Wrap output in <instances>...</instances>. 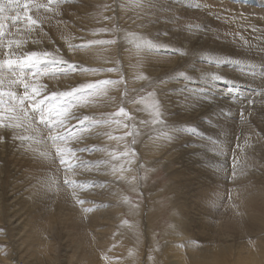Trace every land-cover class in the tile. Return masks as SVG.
<instances>
[{
  "label": "bare ground",
  "instance_id": "6f19581e",
  "mask_svg": "<svg viewBox=\"0 0 264 264\" xmlns=\"http://www.w3.org/2000/svg\"><path fill=\"white\" fill-rule=\"evenodd\" d=\"M216 1H222V2H216ZM238 1H239L238 4L231 5V4L223 3L224 0H215V1L212 0L211 2L213 4L210 5V3L201 4L199 2H196L195 4H193L194 1L191 2V0H143L144 9L136 7V8L131 9L129 12L128 11L124 12L120 8L117 11L119 13V15L117 16V12L114 10V8L116 7L115 6L113 8L114 12L113 13L109 12L112 18L114 16L118 17L119 22L120 21L127 22L129 25L128 27H130L129 30L131 29V31L132 30L137 31L138 35H142L147 38L149 37V39L153 40L160 47L178 50L175 53L170 52L167 54L161 53V52L151 53L143 57V63H139V64L137 63V60L139 59L137 57H132V56L123 57L125 58V60L129 58L128 59L129 61L126 60L128 64L126 66H128V68H126L125 70L128 71V74L130 76L131 75L139 76L141 74L143 75L145 74V75L155 77L158 75L159 77L158 80L165 79L168 83L167 95L169 96L174 95V98L177 97V99L179 100V104H180V101H182L180 100L182 98H189V99L193 98L197 100L198 105H201V106L207 105V106H210V108L211 107L218 108V110H215V111L212 110V111L207 112L203 116H195L193 118L196 120V122H194V125H193L194 128H192L195 130L194 133L201 131L200 127L207 128L206 125L210 123V120L212 118L219 120L220 124L226 125L231 130L236 129V128H243L247 130L250 127H252V124L248 122L249 119L247 118L245 119L244 117V119H240V120L246 121L245 123H239V121H235L234 123L230 119V118H233V116H228V114H230L231 112L230 109L232 108L234 109L235 104L238 105L240 102L247 101L248 100L247 95H252V96L257 95V97H260L259 100H264V97H261L258 94L259 90L253 88L256 85L261 84L260 79H257L256 81H250L246 79V75L242 74L244 76L240 75L238 77H234L233 80H231L230 78L225 77V73H230V72H226V70H223L221 66L222 64L218 65V64L210 62L214 58V57H211L212 54L216 52L221 54V51H224L228 55L225 59H228L227 61H231L235 59L234 54L236 53L235 56L237 57L239 56L238 54L239 51L242 50V55H240V57L238 58V61L240 62V64H245V65L256 64L257 65L255 66L254 69H251V68L249 69L248 71L249 74H252L251 72L252 70L256 72H260L261 70L259 64L262 60H264V52L260 51L256 47V45L264 43V37L261 36V34H264V0H238ZM22 3H23V0H22ZM84 3L86 4V5L84 4L85 6L78 5V7L74 9H71L69 4H68L69 7H66V8L64 7L65 6L64 5L63 7L65 9L63 11L64 12L63 14L58 13L55 16L53 15L54 17L53 22H49V20H46L48 21L49 24L44 23L42 24V26H38L37 29L32 31L31 33H28L26 31V29L24 28L23 22H20L21 24H13L10 27V29L17 30L20 28L22 29L24 28L25 32L16 33L14 31L13 33H10L8 31L10 34H12V37L10 38L11 40L24 41L29 35H32V34L34 36L33 38H41V42L38 43L37 45L28 44V46L27 45L23 46V44H26L24 42L22 44V47L16 49V53L19 55V54L27 53L29 51H34V50L38 52L48 51L50 53H54L55 50L56 51L62 50L60 52L62 54L61 57L64 58V55L69 57L67 59L64 58L65 60H68L73 63H77L81 65L82 68L84 67L88 68L89 66H92L90 64H92L93 62L95 63L96 61H98L97 59H100L99 57L93 56L95 49L94 50H83L79 48H74V49L68 48L69 43L79 45V42L89 37V34H92L90 25L87 22V21L90 22V18L87 17L88 16L87 11L90 5L87 4L86 1ZM178 4H181L180 6H182V8L185 7L186 9L187 7V9L189 10L188 11L189 15H186L185 14L186 12L183 10V12H185L184 13L185 15L179 12L180 13L179 15L181 17L180 16L178 17V14H177L178 11L177 13L174 12L175 9L181 10L180 8H178L179 6ZM212 5L214 9L218 10L217 13L212 12V9H213V8L211 9ZM223 5H229V6L224 7ZM65 11H68V13ZM22 12H23V9L21 8V14ZM31 14L34 17L36 15L35 12ZM5 15H7L8 17H11L13 15H16V11L15 10L9 11L5 13ZM130 16L132 17L131 19L129 18ZM74 17L78 18V21L76 19L77 24H74L72 20ZM241 17H243V19H241ZM9 20L11 19L9 18ZM133 20L135 21L137 20V21L133 23ZM4 21L5 20H0V24H2ZM51 21H52V18H51ZM12 22L14 21L11 20V24ZM41 27L43 31H40ZM231 31L235 32V34L232 33ZM228 33H230V35ZM234 36H237V39ZM239 36L240 37L243 36L245 40L247 39L248 41L252 43L253 49L251 51L248 50L246 45L242 46L243 41L240 39ZM42 41H44V43ZM236 44L238 46V50H236L237 48L235 46ZM124 45L126 46L120 47V51H122V54L124 50H127L131 47V45L127 44V42H124ZM220 54L218 55V57L220 56ZM105 55H106L105 52H103L100 56H102V59H104ZM222 55L224 56V54ZM5 58L7 57L4 55L3 50L0 49V60H3ZM90 58H93V60ZM104 62L109 64V62H113V58L112 60H108ZM42 65L40 66L41 71H43L46 68L49 70H52L51 68L52 66L49 67L50 64L46 63L45 65L43 66ZM27 66L28 65H24L23 67L19 66L20 67L19 69H17L16 66H14L12 69V72L15 73V76L13 78H16L18 76L19 78H24L25 82L30 83V84L39 83V84L46 85L47 88L42 92V94L46 91H49L50 89L65 91L67 90V88L76 86V84H78L79 81L82 80V78L84 79V76L86 77V74H85L86 72L83 73V71H74V72H69L67 75H59V72L62 71L63 68L65 67L63 65L59 66V69H57L58 74L55 77L50 76V75H44V76L37 77V76H33V73L36 70L33 69L31 66L30 67H27ZM180 71H183L189 80H192L193 82L197 81L201 83L202 86L208 85L209 87L200 86L201 87L200 89V88H195L194 86H189L192 88H184V86H182L183 85L182 79L184 78L183 77L176 78L177 73ZM212 73L221 74L225 77V79L216 80V81L209 83V81H207L208 78H206L204 75L212 74ZM0 74L4 75L5 77H9L11 75V73L8 70L6 71V69L0 70ZM162 74L164 75L162 76ZM214 82H218L219 86H217L218 83H214ZM230 84L233 85L234 87L230 86ZM214 86L218 87V90L220 89V92L222 91V94L216 92V90L213 89ZM3 90L6 92L9 89L5 87ZM11 90L14 92L18 90L17 91L18 95H22L24 92V88L22 84L14 85ZM256 90L257 92H254ZM204 91H208V93ZM205 97L210 98V99H205ZM3 99L5 101V104L0 105V110H2L5 107L11 106V104L9 103L8 96L5 95ZM37 99H41V98L37 97ZM44 102L48 104L50 102L51 104H53L55 101L48 99V100H45ZM176 102H175V105H176ZM179 104L177 103V105ZM25 106L30 107V105H25ZM179 108L180 107L174 106V111L177 113V115L179 114L178 110H181V108L180 109ZM221 110L225 111V115H223V117H221L222 116ZM74 111L76 112L78 116L81 115L80 113H78L79 111L75 109ZM254 111L255 113L263 114L264 107L256 106ZM244 113L245 115H247L246 112ZM35 114L38 116V113H35ZM248 115L250 116V114ZM4 116H5V123H7V113H5ZM147 116L138 115V118L136 117L138 120L137 123L136 124L130 123L129 127H131L132 129L134 128L137 129L136 135H138L140 138L139 140L140 153L142 152L140 154V156H142L141 159L144 160L145 159L144 156L147 155L148 161H154V159L151 158L152 148L158 142L155 141L156 138L150 137L151 133L147 131L146 129L147 122L150 121V120L148 121L146 120ZM175 117L176 116H174L173 118ZM72 124L74 126L75 124H77V121L73 122ZM127 125H129V123ZM86 126L88 127L86 130H90V132L96 130V128L93 130V126H89L88 124H86ZM37 127H41V126L37 125ZM152 128H155V127H152ZM3 132H7L8 135H10L11 137H15L16 135H26L24 134V130H17L14 132L13 129L11 128L5 129V128L0 127V133H3ZM90 132L86 134L84 137L89 136ZM255 134L256 133H253L250 136H247L248 137L247 146L245 145V138H243V140L239 138V142L237 143L238 144L237 146L235 145L231 146L233 143L230 144L229 150H228V156H227L228 163L226 162V168L228 167L227 170L225 169V167L222 165L220 161L223 159V153L221 151L219 153L220 146H218V144H216L215 147L206 146V149L209 150V155L204 157L203 155L200 156L199 154L198 161L199 163L200 162L205 163V161H208L209 166H210V169L208 170L210 172L216 174V172L222 171L223 176L225 177V180L227 181L229 180L234 183L236 178H238L236 176V173L238 171L237 167L246 162L247 157L249 155L248 153H254L257 157L259 155L264 156V142L262 141L258 142V136ZM84 137L80 140V142L84 139ZM92 138H100V134L94 135ZM197 140H199V142L201 141L199 136H192L189 138L188 141L190 143L191 142L194 143L195 141L198 142ZM0 145L3 149L2 152L0 153V183L2 182V177L5 172L9 175L7 192H6L7 195H5L4 200H7L9 197L11 198L13 197V195H15L13 202L16 203V204H12L11 202L5 205L4 204L2 205V203L0 204V223L2 224L3 222V225H4L7 219V222L10 223V225L11 224L14 225L15 228L18 227L19 233H22V230L24 231L28 230L29 234L28 232L24 233L25 236H27L28 238L29 237L31 238L32 236H34L36 240L39 238V241L41 240L39 244L41 246L47 247V249L50 250V256H52V258H58L56 256L58 252L61 250L60 249L61 244L59 245V242L57 241L64 240L66 237H69L70 235H73V236L77 235L76 237H72V238L73 240L76 241L77 246L74 243L76 248L77 247L79 248V250H74L75 248L72 249L74 251L73 258L79 259L78 258L79 256L80 258L89 259L93 254H94V257L92 258H96L95 251L98 248V245H100V241L109 240L106 236V232L104 229L105 226H112L113 225L112 222L115 221L114 217H117L119 219L121 216L120 215L121 212L124 211L123 209L128 208L131 211V214L133 215L140 214L143 217L141 220L143 222V228L144 226H147V224L150 223V221L155 220V219L152 220L151 214L148 213V210H147V213L145 214V212H143L142 210L139 211V207H132V205H130L129 198H128L130 196V193L126 191L128 189L129 190L137 189L136 186L138 185V182H137L138 179H136V173L138 176V174L142 173V171L136 170V172L131 171V172L123 173V176H122L123 182L125 181L126 186H127L125 189L123 187V182H121L122 185L117 183V181L119 180L117 177H119L120 173H113L112 169L109 168L108 166H103L101 167L100 171H97L96 168L92 167L91 164L88 165V168H90L91 170H88L83 166L81 168L76 169L78 175L73 178L78 181H88L92 179L107 181V184L105 185L107 189L108 187H112L114 186V184H116L117 189H118V190L116 189L117 193L112 194L111 192L109 193L108 196H103L104 199H99V193H102V187L99 184H97L95 188L90 184L85 185L86 188H90V189L94 188L92 191H97V189L98 190L100 189L99 193L97 194L98 197L93 200L94 203L96 200L97 205L85 206V204L84 205L74 204L72 200L66 195L65 190L61 188L60 191H62L63 194H65V201L61 202L60 200H56V204H55L56 206L54 207H56V210L59 212V214L53 217H49V212L46 213L45 209L48 208L47 205H50L52 203L54 204V200L53 198H51L53 196L49 195V193H53V191L48 192L49 197L48 195L45 196L42 193L38 194V190L40 189V187L38 186L35 180V176H34L35 175L34 173L37 169L33 171L32 177L29 176V173L30 171L34 169L33 162L40 163V164H48L50 162L51 163L55 162V165L56 164L59 165V161L54 159L52 155L48 156L47 158L39 157V152H42L45 150L40 145L33 144L32 148L34 149V151L32 152H27L25 148L21 147L20 141L14 138L11 140L6 139L5 142H0ZM89 145H93V144H89ZM227 146H228V143L224 146L221 145V147H224V148H226ZM94 148H96V145H93L92 149ZM203 151H204V147H203ZM87 153L88 151H85L84 154H87ZM94 154H96V152ZM10 158L12 159L13 165H11V163L8 162ZM104 158L105 156L103 155L100 156L99 154H97V155L92 156V161H97L98 159H104ZM196 158L197 157H194L195 160ZM128 159H130V157ZM181 162L184 164H182ZM181 162H178V163L179 164L181 163L183 165V168L179 169L173 166L174 168H176L174 170V172H176L175 176L179 175L180 173H183V171L186 170V168H188V167L184 168V165H186L184 161H181ZM255 162H258V159H255ZM6 163H7V166H6ZM4 164L6 167L4 166ZM140 165H138L137 167H140ZM186 171H184V173ZM92 172H96V173L92 174ZM111 174L113 175L111 176ZM60 175L64 176V172L60 171ZM114 175H116L117 177H115ZM45 176L47 179L49 177H53L54 174H52V172L47 170ZM56 176L59 177L58 175ZM190 176H189V179H190ZM32 178H33L34 183L30 184L29 181ZM227 181H225L226 184H228ZM13 184H15V187H12ZM229 185L230 184H228V186ZM29 188L31 189L29 190ZM231 188L232 187H230V189ZM233 188H236V187H233ZM41 189L46 190L47 188H41ZM263 190H264V186L258 187L256 189H247L242 194V190H240L239 192V189L236 188L235 195H234L235 200H233V203L230 201L232 204L228 202V204H231V205H228L230 206L228 208V212H224V213H218L216 210L222 209V207L219 208L218 205L220 204H218V202L212 201L210 203L211 215L214 212L216 214L218 213L217 214L218 219L214 223V226H213L214 228H212L213 229L212 232L214 231L212 233V236L214 235V233L217 234L214 237L216 238V241L218 243L214 242L215 243L214 245H211L210 247L208 246L207 248L204 247L203 250L202 248H199L191 254L192 250H194L192 249L187 257H183L182 259H180L181 257H178V258L180 260L188 262V264H264L263 253L260 249L262 247L261 244H256L257 245L256 247L259 246L258 248L260 251L259 253L255 251L256 253L254 257L253 256L251 257V255L249 254L250 251L247 248L246 255H247V258H249V260H247L243 256V253L241 251V249H244V248L243 246H241L243 243L240 241V239L243 237L250 238V236L253 235V233L263 234L264 232V191ZM191 191H193V188H191ZM29 192L31 194V198L34 201V203H31L30 206L23 209L21 208V206H24L29 203V201L24 200L25 196L29 195ZM231 192L234 193V191H231ZM186 194L187 193L184 194L185 202L183 201L182 203H183L184 212L187 218L184 217L183 222H181L178 226H176L173 229L171 236L178 237L180 235H183L182 230L184 228L186 230V228H189L191 226L192 227L198 226L200 229L199 234L202 237L204 234L209 235V231L207 230L208 229L210 230V228L212 227L211 221L209 222L208 219L202 220L201 217L198 216L197 210L191 207L190 201H193L192 196L195 193L190 192L187 195ZM83 195L84 193L81 194L82 199H84ZM228 195L230 194L228 193ZM234 196H232L233 199H234ZM47 197H48V200L46 199ZM112 199L113 200L115 199L113 205L110 204V200L112 202ZM229 199L231 198L229 197L228 200ZM259 199H261V201H258ZM215 205L217 206L215 207ZM16 207H17V213L15 214L14 210L16 209ZM86 208H91L92 211H89V212L84 211V209ZM80 209H82V212L79 213V216H76V214H78ZM65 210L74 211L75 216H72L70 211L65 213ZM38 212L41 213L40 214L41 216H44V218H47L45 222L43 223L38 222V220L41 219L35 216V214H37ZM230 212L232 216L228 215ZM112 213H113V216H112ZM134 218L136 217L134 216ZM172 218L174 222H177L179 218L180 220L182 219L180 214L177 217L173 216ZM210 218H212V216H210ZM246 218L248 220H246ZM117 225L120 226L119 221L117 222ZM215 225H217V227H215ZM118 226H117V230L119 229ZM235 229L238 230L237 232L238 234L237 233L235 234L239 235V237L234 235L233 230ZM195 230L197 229L195 228ZM47 234H51V235L53 234L54 238L52 240V243L48 239ZM199 234H197V236ZM58 235L61 236V239L58 238L59 237ZM193 235L194 234H192V236ZM2 236L0 237L3 238L4 240V236L3 237ZM197 236L195 235L193 238ZM223 238L225 239V241L223 240ZM202 239H204V237ZM259 239H261L262 241V238H259ZM73 240L71 241L75 242ZM254 240L256 241L257 239L255 238ZM208 241L211 242L210 240ZM175 246L176 245L171 244V250H173L175 254L180 253L177 247ZM151 254L155 255V253H151ZM155 256H153V258H149L148 261L145 259L147 261V264H158L156 263L154 259L156 258ZM228 258H232V259L229 260ZM257 258H263V259H257ZM179 259L178 261H180ZM174 260L176 261V259ZM176 264H180V263L176 262Z\"/></svg>",
  "mask_w": 264,
  "mask_h": 264
},
{
  "label": "rangeland",
  "instance_id": "374dc122",
  "mask_svg": "<svg viewBox=\"0 0 264 264\" xmlns=\"http://www.w3.org/2000/svg\"><path fill=\"white\" fill-rule=\"evenodd\" d=\"M85 1L87 2V4L90 5V7L87 11V14H88L87 17L90 18V22L89 21H87V22L90 25V28L92 30L91 31L92 34H89V37H87L85 40L79 42V44L86 43L89 40H107V39L114 38L111 32H100L98 30L102 29V28H112L116 22H118L121 26L125 25L127 27V29L129 30L130 27H128L129 26L128 23L125 21L119 22L118 17L114 16L111 21H105L103 19L104 15L111 16L109 14V12L113 13L114 10L116 12L118 11V9H115L116 7H115V4L113 3V0H98V1L97 0H91V2H90V0H85ZM85 1H83V0H76V1L75 0H66V2H64V0H61L60 7L58 9H56V11H53L54 13L53 12H44L43 10H41V15L48 16L49 22H53V20H54L53 15L55 16V15H57V13L63 14L64 9L66 7H69V5H70L71 9L77 8L78 5L79 6H82V5L85 6L86 5L84 3ZM211 1L212 0H204V2H203V0H196V1L191 0V2H193V4H195L196 2H199L201 4H203V3L209 4L210 3V5L213 4ZM213 1H215V0H213ZM43 2H46V0H43ZM125 2L127 4L130 2V0H125ZM216 2H222V1H216ZM105 3H108V4L112 5L113 7L108 11H104L102 8L98 7L99 5H103ZM223 3L236 5L239 3V1L238 0H224ZM178 5H177L178 8H180L181 10L175 9V11H174L176 13L178 11V13H177L178 17L180 16L179 15L180 13L183 15H185V14L189 15V12H188L189 10L187 9V7L185 9V7L182 8V6H180L181 4H178ZM210 5H208V6H210ZM244 5H245V3H244ZM92 6H93V8H92ZM214 6H216V5H214ZM223 6L227 7L229 5H223ZM60 8H61V10H60ZM113 8H114V10H113ZM133 8H136L135 4H132L131 7H124L121 9L124 12H127V11L129 12ZM212 8H213V5H212L211 9ZM183 10L186 13L183 12ZM34 12L35 11H33L32 13H34ZM65 12L68 13V11H65ZM187 12H188V14H187ZM212 12L217 13L218 10L213 8ZM177 14H176V16H177ZM51 18H52V21H51ZM76 19L78 21V18H76V17H74L72 19L74 24H77ZM44 23L47 24L48 21H46ZM2 24H3V28H0V32H4L5 35L3 37H0V39H4L5 43L7 42V40H9L12 37V34H10V33H13L14 31L16 33L17 32H25L24 28L23 29L20 28L19 31H18V29L17 30L10 29V27L13 24H21L20 22H12V24H11V20L6 19ZM40 26H42V25H40ZM21 30H23V31H21ZM129 31H131V29ZM232 33L235 34V32H232ZM228 34L230 35V33H228ZM9 35H10V37H9ZM35 35H36V33H35ZM6 36H7V38H6ZM30 36L32 37V39ZM28 37L24 40V42L26 44H23V46H26V45L28 46V44L37 45L38 43L41 42V38H33L34 37L33 34L29 35ZM226 37H228V36H226ZM234 37L237 39V36H234ZM30 39H31V41H30ZM148 39H149V37H148ZM32 40H34L35 42ZM42 42L44 43V41H42ZM122 46H126V45H122ZM122 46L117 47V46H108V45H93L91 47L79 48V49H83V50H94L95 49L93 56L100 58V59H97L100 62H98V61H96L95 63L93 62L92 64H90L92 66H89L88 68L99 69V68L115 67L116 70L112 71V72L83 71V73L86 72L85 73L86 77L84 76V79L82 78V80H80L78 84L93 82V81H98V80H120L121 77H123V80H121V82L119 84L108 85L105 89L101 90L100 93L92 96L87 104H80L81 106L78 105L75 108V110L79 111L78 113L81 114L80 115L81 117L84 115H88V116L92 117L94 120L107 119L109 121V123H100V124L85 123L84 124L83 127H85V129L88 128L86 126V124H88L89 126H93V130L95 128H96V130L90 132L89 136L84 137V139L81 142H79L78 146L82 147L84 144H87V145L93 144V145H96V148L92 149L93 145H89V148L91 150H89L87 154H84L85 153L84 152V153H79L78 155H80L82 159L88 160V161H92L93 155L99 154L100 156H102V155L105 156L104 159H98V160L109 161V164L107 165L109 168H111L112 165L117 167L115 173H120L119 177H122L123 173H125V172H131V171L136 172V170L142 171V173L138 174L139 177L137 176V173H136V179H138L137 180L138 185L136 187L138 190L137 189H134V190L128 189L126 191L128 193H130V196L128 197L130 205H132V207H139V211L142 210L143 212H145V214L147 213V210H148V213L151 214L152 220L153 219H155V220L150 221V223H148L147 226H144V228H143V222L141 221L143 217L140 214L133 215V214H131V211L128 208L123 209L124 211L121 212V214H120L121 216L119 219L117 217H114L115 221L112 222V224H113L112 226H105L104 229L106 232V236L109 240L100 241V245H98L99 249L97 248L95 251L96 258H92V257H94V254H93L89 259L88 258H80L79 256H78L79 259H77V258L75 259V258H73L74 251L72 249L75 248L74 250H79V248L78 247L76 248V246H77L76 241L73 240L72 237H76L77 235L76 236L70 235L69 237H66L64 240H59V241H57V239H56V241L59 242V245L61 244L60 245L61 250L59 251L60 253L58 252V254L56 256L58 258H52V256H50V250H48L47 247L41 246L39 244V242H41V240L39 241V238L36 240V238H34V236H32L31 238L29 237L30 238L29 239L24 234V233H27L28 230H25V231L22 230V233H19L18 227H16L17 228L16 229L14 227V225H12V224L10 225V223H8L7 219H6V223H4L5 226L3 225V222H2V224L0 223V236H2V235L4 236V240H3V238L0 237V264H17V263L18 264H139V263L140 264H147L148 259L153 258V256H155V255H156L155 256L156 258H154V259H155L156 263H158V264H160V263L161 264H176V262H179L180 264H184V263L188 264V262H185V261L180 260V259H182L183 257H187L192 249H194V250H192L191 254L199 248H202V250H203L204 247L207 248L208 246L210 247L211 245L218 243L216 241V238L214 237L217 234L214 233V235L212 236V233L214 232V231L212 232V230H213L212 228H214L213 227L214 223L218 219L217 214L228 212V208L230 207L228 205H231L233 203V200H235V196H234L235 195V189L238 188L239 192H240V190H242V194H243L244 191L247 189H256L258 187L264 186V156L263 155H259L257 157L254 153H248L249 155L247 157L246 162L244 164L241 163L242 165H239L237 167L238 171L236 173V176L238 178H236L234 183L232 181L228 180L229 181L228 182L227 180H225V177L223 176L222 171L216 172V174L210 172L208 170V169H210L208 161H205V163L204 162L199 163V161H198L199 154H200V156L203 155L204 157L209 155V150L206 149V146L215 147L216 144H218V146H220L219 153H220V151L223 153V159L220 161H221L222 165L225 167V169L227 170L228 167L226 168V162L228 163L227 156H228V150H229L230 144L233 143L231 146H233V145L237 146L238 145L237 143L239 142V138H241V140H243V138H248L247 136H250L253 133H259L260 135H264V132H262V129H264V113L259 114V113H255V111H254L256 106L264 107V100H259L260 97H257V95L256 96L247 95L248 100L251 99V100L255 101L254 104H249L248 100H247L244 102H240L238 105L235 104L234 109L233 108L230 109L231 112H230V114H228V116H233L234 119L233 118H230V119L234 123H235V121H239V123H245L246 122V121L240 120L241 119V110H245V111H243V116L245 117V119L246 118L249 119L248 122H250L252 124V127H250L247 130H245L243 128H236V129L231 130L226 125L220 124L219 120L212 118L208 125L205 124L207 126V128L200 127L201 131L192 134V133L185 132L184 129L186 126H188L190 128H194L193 125H194V122H196V120L193 118L195 116H203L204 114H206L209 111L218 110V108L211 107L212 108L211 109L210 106H207V105H203V106L198 105L197 100L193 99V98L192 99L182 98V99H180L182 101H180V104H179V100L177 99V97L174 98V95L173 96L167 95L168 83H166L164 85V89H161L160 92H157V95L160 96V102H161L162 110H163V119L165 121L166 127L154 125L151 123L152 117H151L150 112L143 110L144 105L139 103V100L141 97L146 98L147 93L154 91V89L152 87H150L149 84L144 80L141 81L138 79V81H139L138 82L137 78H136L137 75H131L130 76L128 74V71L125 70L126 68H128V66H126V65H128L127 61H129L128 60L129 58L126 59L127 60L126 61L125 58L121 59V57H127V56L130 57V56L128 55V49L124 50L123 54H122V51H120V47H122ZM235 46L237 47V48L235 47L236 50H238L237 44ZM0 49L3 50L4 55L6 56V52L8 50L6 48H3V47H0ZM34 51H36V50H34ZM61 51L62 50H60V51L55 50L54 53L57 54L58 56H62V54L60 53ZM103 52H105V54H106L104 56V59H106V60L102 59V56H100ZM223 52L224 51H221V54L216 52V53L212 54L211 57L225 59L228 55H227V53H225V52L223 53ZM219 54L221 57L220 56L218 57ZM222 54H224V56ZM238 54H239V56H237V57L235 56L236 53L234 54V57H235L234 60L235 61H238V58L240 57V55H242V50H240ZM12 58H15V56H13ZM64 58L67 59L69 57L64 55ZM112 58H113V62H109V64L104 62V61L112 60ZM90 59L93 60V58H90ZM116 61H120V62L117 64ZM42 64L45 65L46 63H42ZM241 65L243 66L245 64H241ZM221 66H222L223 70H226V72L231 73V74L225 73L226 78H230L231 80H233L234 77H238V76L244 74V75H246L247 80L253 81L251 79L252 74H249L248 68L239 67L238 65L234 64L232 61H226V63L225 62L222 63ZM27 67H30V65H28ZM49 67H51V65ZM16 68L19 69L20 68L19 65H16ZM164 74H162V76ZM244 75H242V76H244ZM154 78L156 80H158L159 77L157 75ZM16 79H20V78L17 76ZM209 79L210 78L207 79V81H209V83L216 81L213 79H211V80H209ZM257 79H259V78H257ZM257 79H255L254 81H256ZM182 83H183L182 86H184V88H192L189 86H194L195 88L201 89V87L208 86V85L202 86L201 83H199L197 81L193 82L192 80H189V79H187V81L182 79ZM214 83H218V82H214ZM78 84H76V85H78ZM217 86H219V83ZM230 86L234 87L231 84H230ZM228 87H229V85H228ZM225 88H226V86H225ZM68 89H70V88H67V90ZM213 89L216 90V92L222 94V91L220 92V89L218 90V87L214 86ZM17 91H16V93H17ZM51 91H60V90L50 89L49 91H46L43 94H41L40 98L42 99V97L44 98V96L50 97ZM204 92L208 93V91H204ZM173 98L176 99L177 102ZM45 100H48V99H45ZM175 102H176V105H175ZM177 103L179 105H177ZM57 104L58 103H56V101L53 104H51L50 102H49V104L44 102V104L41 107L42 108L54 107V106L58 107ZM121 106H123L127 110L128 113L130 112L129 114H130L131 119H129L128 117H124V116L114 115L115 113L118 112V109ZM174 106L181 108V110H178V113H179L178 115L174 111ZM131 108H132V110H131ZM244 112H246L247 115L250 114V116L245 115ZM180 114H181V116H180ZM221 114H222L221 117H223V115H225V111L221 110ZM138 115L139 116L140 115H142V116L148 115L146 120L147 121L150 120V121L147 122L146 129H147V131H149L151 133L150 137L156 138L155 141L158 142L152 148V154L153 155L151 154V158L154 159V161H148L147 155L144 156V158H145L144 160L141 159L142 156H140V154L142 152L140 153V145H139L140 144L139 143L140 138L138 135H136L137 129H135V128L132 129L131 127H129L130 123H132V124L137 123ZM174 116H176V117L173 118ZM176 119H177V121H176ZM75 121L76 120H74L73 122H75ZM116 121H119V122L117 123ZM128 123H129V125H127ZM77 126L78 125L75 124L73 126L74 129ZM208 126H210V127H208ZM152 127H155V128H152ZM42 131L46 132V129L42 128ZM152 132H154V133H152ZM127 133H134V134L128 135ZM247 133H248V135H247ZM24 134L29 135L30 130L24 131ZM98 134H100V138H92L94 135H98ZM165 134L173 135L175 137V139L172 141H169V140L165 139ZM192 136H199L201 141L199 142V140H197L198 142L195 141L196 143L195 142L190 143L188 140ZM13 138L14 137L7 135L6 139L11 140ZM133 141H134V143H133ZM262 142H264V141H262ZM227 143H228V146L226 148L221 147V145L224 146ZM203 147H204V151H203ZM2 150L3 149L0 145V153L2 152ZM95 152H96V154H94ZM125 152L130 153V155L121 156V153H125ZM92 153H93V155H92ZM131 153H134V155H131ZM113 155L115 156V158H113ZM185 156H187V157H185ZM127 157L128 158L130 157V159H128ZM194 157H197L196 160L194 159ZM178 158H180V159H178ZM131 159L133 162L131 161ZM255 159H258V162H255ZM181 161H184L186 164V165H184V168L188 167V168H186V170H188V171L184 170L187 172V174H186V172L184 173V171H183V173H180L179 175L175 176L176 172H174V170L176 168H179V169L183 168L182 164H184V163H182ZM8 162L11 163V165H13L11 158ZM178 162H181L182 164L181 163L179 164ZM140 164H142V165H140ZM133 165H134V167H133ZM135 165H136V167H135ZM138 165H140V167H137ZM4 166H5V164H4ZM6 166H7V163H6ZM33 166H34V169L32 171H30L29 176L32 177L33 171L35 169H37L34 173L35 174L34 176H35V180H36L38 186L40 187V189L41 188H47V185L44 184V181L46 180L45 175H46L47 170L52 172V174H54L53 177H57L56 175H58L59 178L61 177V180L63 178V176L60 175V171L63 172V169H61L62 167L60 165H57V164L55 165V162L54 163L50 162L48 164H40V163L33 162ZM121 166H123V168H124L123 172L118 171V170H120ZM173 166L176 168H174ZM57 169H60V171L57 172ZM94 173H96V172H92V174H94ZM189 173L191 176L189 175ZM112 175L113 174H111V176ZM114 176L117 177L116 175H114ZM189 176H190V179H189ZM186 177H188V178H186ZM8 180H9V175L5 172L3 177H2V182L0 183V204L2 203V205L3 204L4 205L9 204L11 202H12V204H16L15 202H13L15 195H13V197H11V198L9 197L7 200H4L5 195H7L6 192H7ZM225 181H227V183L230 185L228 186V184H226ZM121 182H123V178H120L117 181L118 184L122 185ZM29 183L30 184L34 183L33 178L29 181ZM187 185H189V186H187ZM183 186H185V187H183ZM193 186H195V187H193ZM12 187H15V184H13ZM123 187L125 189L127 187L125 181L123 182ZM190 187L193 188V191H191ZM230 187H232V188L230 189ZM233 187H236V188H233ZM195 188H197V189H195ZM30 189L31 188H29V190ZM93 189L84 187V189L81 191V194L84 193L83 197H84V200L86 201L85 206L97 205L96 200H95V203L93 200L98 197L97 194L99 193L100 189L99 190L97 189V191H92ZM116 189H117L116 184H114V186H112V187H108V189L105 186H103L102 187V193H99V199H104L103 196H108L109 193H111V192H112V194L117 193ZM188 189H190V190H188ZM178 191L179 192L181 191L182 193L180 192L181 193L180 194ZM226 191L230 195H228V193ZM231 191H234V193ZM190 192L195 193L192 196L193 201H190L191 207L193 209L197 210L198 216L201 217L202 220L208 219V221L209 222L211 221V224H212L211 225L212 227L210 226L211 227L210 230L209 229L207 230V231H209V235H207V234L203 235L204 239H202L203 237L199 234L200 229L198 226H193V227L191 226L189 228H186V230L184 228L182 230L183 235H180L178 237H172L171 236L173 229L176 226H178L181 222H183L184 217L187 218L185 215V212H184V206H183L182 202L183 201L185 202L184 194L185 193L188 194ZM53 193H49V195L53 196L51 198H53L54 204L52 203L50 205H47L48 208L45 209L46 213L49 212V217H53V216L59 214V212L56 210V207H54V206H56L55 205L56 200H60L61 202L65 201V194H63L62 191L58 190V192H57V190H54ZM49 195H48V197H49ZM232 196H234V199ZM48 197L46 198L47 200H48ZM229 197L232 200L231 199L228 200ZM24 200L29 201V203L24 205V206H21V208H23V209L30 206L31 203H34V201L31 198L30 192H29L28 196H25ZM114 201H115V199L114 200L112 199V202L110 200V204L113 205ZM212 201L218 202V204H220V205H218L219 208L222 207V209H217L216 211L218 213L216 214L214 212L211 215L210 203ZM258 201H261V199H259ZM228 202L231 204H228ZM226 204L228 207L226 206ZM224 205H225V207H224ZM216 206L217 205H215V207ZM126 210H128V211H126ZM68 211L71 212L72 216H75V214H74L75 212L71 211V210H65V213H67ZM81 212H82V209L79 210V212H78V214H76V216H79V213H81ZM14 213L15 214L17 213V207L14 210ZM40 214L41 213L38 212L37 214H35V216L38 218H41L38 220V222L43 223L47 220V218H44V216H41ZM179 214L182 217V219L180 220V218H179L177 220V222H174L172 217L173 216L177 217ZM38 215H40V216H38ZM209 215L212 216V218H210ZM228 215L232 216L231 212ZM112 216H113V213H112ZM134 216L136 218H134ZM207 217H209V218H207ZM246 220H248V219L246 218ZM118 221L120 222V226L117 225ZM125 221L127 223H124ZM116 225L119 228L118 230H117ZM8 227H9V229H8ZM64 227H66V226H64ZM215 227H217V225H215ZM195 228L197 230H195ZM94 229H96V228H94ZM16 230H18V231H16ZM233 232H234V235L239 237V235H237L238 234L237 229L233 230ZM233 232H231V233H233ZM235 233H237V234H235ZM28 234H29V232H28ZM192 234H194V235L192 236ZM197 234H199V235L197 236ZM47 235H48V239L52 243V240L54 238L53 234L52 235L47 234ZM195 235L197 237L193 238ZM58 236H59L58 238L61 239V236L60 235H58ZM207 236H208V238H207ZM255 238L257 239L256 240L257 242L254 240ZM259 238H262V241ZM263 238H264V232H263V234L262 233H260V234L253 233V235H251L250 238L243 237L240 239V241L243 243L241 246H243V248H244V249H241V248L240 249L243 253V256L247 260H249V258H247V255H246L247 254L246 253L247 248L250 251L249 254L251 255V257L252 256L254 257V255L256 253L255 251H257L259 253V251H260L258 248L259 246L256 247L257 246L256 244L262 245V247L260 249H261V251L263 253V257H264V243H262V242H264ZM71 240H73L75 242H72ZM208 240H210L211 242H209ZM223 240L225 241L224 238H223ZM30 243H31V245H30ZM74 243L76 246L74 245ZM171 244L176 245L175 247H177V249L179 250L180 253L175 254V252L173 250H171ZM44 249H46V250H44ZM147 253H149V254H147ZM151 253H155V255H152ZM178 257H181V258L179 259ZM174 259H176V261ZM178 259L180 261H178ZM186 259H188V258H186ZM228 259L231 260L232 258H228ZM257 259H263V258H257ZM14 262H16V263H14ZM181 262H183V263H181Z\"/></svg>",
  "mask_w": 264,
  "mask_h": 264
},
{
  "label": "snow or ice",
  "instance_id": "6c2138e0",
  "mask_svg": "<svg viewBox=\"0 0 264 264\" xmlns=\"http://www.w3.org/2000/svg\"><path fill=\"white\" fill-rule=\"evenodd\" d=\"M66 2V0H64ZM117 9L124 7H131L132 4H135L137 8L144 9L143 0H130L126 4L125 0H113ZM61 0H0V20L11 19L14 22H23L24 28L28 33L36 30L38 26L42 25L46 20L49 19L47 16L41 15V10L44 12H53L60 7ZM99 8H102L104 11H108L112 8V5L105 3L99 5ZM21 8L23 12L21 14ZM15 10L16 15L8 17L5 13ZM35 11V17L31 14ZM58 14V13H57ZM119 13L117 12V16ZM132 18L131 16L129 17ZM103 19L105 21H111L113 18L108 15H104ZM243 19V17H241ZM135 23V20H133ZM0 28H3V24H0ZM19 31V29H18ZM40 31H43L42 27ZM100 32H111L113 37L112 39L107 40H89L86 43L77 44H68L69 49L74 48H86L93 45H108V46H122L124 42L131 45L128 49V55L132 57L139 58L137 63H143V57L154 53H175L177 49H168L158 46L153 40L148 39L145 36L138 35L136 31H128L126 26H121L118 22L114 24L112 28H102L99 29ZM5 35L4 32H0V37ZM264 37V34H261ZM243 41V45H246L248 50L253 49V45L250 41L245 40L243 36L240 37ZM35 42V41H34ZM24 41L22 40H7L5 43L4 40L0 39V47L6 48V57L3 60H0V70H8L11 75L5 77L0 74V105H4L5 101L3 97L6 95L9 97L10 107H5L3 110H0V127L2 128H11L13 131L24 130L29 131V135H16L14 139L20 141L22 148H25L27 152H32L34 149L32 145H40L45 150L39 152V157L47 158L48 156H54V159L59 161V165L62 167L64 176L61 180L59 177H49L44 181V184L47 185V189H39L38 194L42 193L43 195H48V192L54 190H60L63 188L66 195L72 200L74 204L84 205L86 201L81 198V191L84 189L85 185H92L95 187L99 184L101 187L107 184V181L92 179L88 181H78L73 177L77 176L78 173L76 169L81 168L82 166L88 170V165L91 164L92 167H95L97 171H100L101 167L107 166L109 161L107 160H98V161H86L81 158L78 153H84L85 151L91 150L89 145L84 144L82 147L78 146L82 137L90 132L86 130L83 126L85 123L88 124H100V123H109L107 119L103 120H94L88 115L78 116L74 109L80 104H87L90 98L98 93L101 90L105 89L108 85H116L123 80V77L120 80H98L93 82L81 83L74 87H71L65 91H51L50 97H44L42 99H37L41 97L42 92L47 88L44 84L39 83H27L24 78L16 79L13 78L15 73L12 72L14 66L19 65L23 67L24 65H30L36 71L33 73V76H44L50 75L55 77L58 74L57 69L60 65H64L62 71L59 72V75H67L69 72L74 71H115V67L110 68H82L81 65L77 63L70 62L65 60L63 57L58 56L55 53H50L48 51H29L27 53L17 54L16 49L20 48ZM256 47L264 52V43L256 45ZM15 56V58H12ZM123 57H121L122 59ZM228 59L214 58L211 60V63L221 65L226 62ZM234 64L239 67H245L248 69H254L256 64L251 65H241L239 61L231 60ZM120 61H116L118 64ZM42 63H48L52 66V70L44 69L41 71L40 66ZM261 70L256 72L252 70L251 79L254 81L259 78L261 84L254 86L253 88L259 90V95L264 97V60L259 64ZM206 78L214 80H222L225 77L221 74L212 73L205 74ZM183 77L184 80H187L188 77L183 71L177 73L176 78ZM137 79L146 81L154 91L148 92L147 97H141L139 103L144 105V109L149 111L152 117L151 123L161 127H166L165 121L163 119V110L160 102V96L157 95V92H160L161 89H164V85L167 83L165 79L156 80L154 77L149 75H139ZM17 84H22L24 92L22 95H18L16 92L12 91V87ZM7 87L9 90L4 91L3 89ZM254 91V92H257ZM45 99H51L58 103V107H45L41 106L44 104ZM205 99H210L205 97ZM249 104H254L255 101L249 99ZM30 105L26 107L25 105ZM7 113V123H5L4 114ZM38 113V116L35 114ZM114 115L124 116L131 119L130 114L127 110L121 106L118 109V112ZM241 119H244L243 110H241ZM76 120L78 127L73 130L72 121ZM117 123L119 121H116ZM37 125L42 127H37ZM127 126V125H126ZM46 129V133L42 131ZM185 132L194 133V129L186 126L184 129ZM264 132V129H262ZM128 135H133L134 133H127ZM8 133H0V142H5ZM258 136V142L264 141V135L256 133ZM111 138V137H110ZM165 139L172 141L175 139L173 135L165 134ZM134 143V141H133ZM245 145L247 146V138H245ZM130 153H121V156H127ZM134 155V153H131ZM38 157V158H39ZM113 158L115 156L113 155ZM112 172H116V167L111 166ZM60 169H57L59 172ZM120 171L123 172L124 168L121 166ZM118 179L122 177H117ZM70 190V191H68ZM84 211H92L91 208H86ZM124 223H127L126 221Z\"/></svg>",
  "mask_w": 264,
  "mask_h": 264
}]
</instances>
